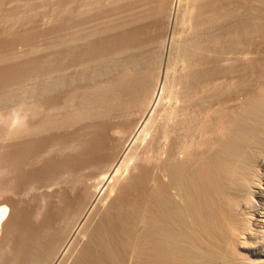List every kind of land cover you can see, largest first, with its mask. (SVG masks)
Returning a JSON list of instances; mask_svg holds the SVG:
<instances>
[{
	"label": "bare ground",
	"instance_id": "obj_1",
	"mask_svg": "<svg viewBox=\"0 0 264 264\" xmlns=\"http://www.w3.org/2000/svg\"><path fill=\"white\" fill-rule=\"evenodd\" d=\"M63 2L64 4L61 10L59 9L61 12L60 25L57 30L51 32L55 36L51 44H45L43 48L40 47L41 49L32 48L29 51V53L31 52L29 56L22 54V56H19L13 51L4 50L2 53L0 52V111L1 108L5 106L7 108L11 103L14 104V129L9 131L8 127L7 130V123L10 119H8V116L6 118L5 115H2L0 117V139L1 142V137L3 136L8 139L9 137L15 139L14 146L10 149V154L7 155L9 152L5 154L7 163L10 162L11 169L13 168L14 171V186H18L28 176L29 173L25 169L26 166L29 168L32 166L35 174L45 178L47 177V170L50 169L48 165L51 161L55 160L54 165L56 163L62 171L59 172L60 174L62 173V177L60 175L62 179L56 175L59 178L58 180L61 179L59 184H57L59 186L57 188L55 187L57 190H54L48 199L46 197L44 198L47 200L43 202L39 210H36L38 212L33 216L35 217L33 218V226L28 231L26 230V233L24 232L25 235L23 237L21 236L22 239L19 237L21 241L19 243L17 242L18 246L16 250L14 251L15 247L9 251L1 249L5 252H1L0 264H73L76 262L75 257L78 249L86 242L87 238L91 235V231L95 227L97 228V225H99V222L103 219L106 212H110L109 206L111 202L113 200L116 201L119 195V200H121V193L124 191L125 184L130 183L133 177H137L131 176V178L130 174L128 175L130 164L132 166L129 170H132V173L138 169L148 167L149 171H147L151 174L150 176L148 173L146 174L149 177L153 176V179L144 185V179L142 181L141 177L140 180L144 183L141 185L144 186L140 192L143 193L140 197L133 198L132 201L130 200V205L125 204L127 206H124V208L128 206L132 207L133 214H131V211V215L127 213V216L128 214L130 216L133 215L135 222L137 221L139 226L141 225V227L145 228L142 229L146 235L145 242L147 250L149 249L155 252L154 254L160 257V261L167 260L169 264H264V159L262 158L263 161H260L261 158L258 159L260 164L258 165V160L256 162L254 154H252L260 146L257 142L263 143L264 145V110L261 105L259 106L262 109L254 105L259 110H263V113L260 112L261 110H256L262 116L258 120L257 117L259 115L257 116L255 113V109L257 108L254 110L252 108L253 111H249L251 114H253L252 112L256 114L253 117L257 116L255 121L250 114H247L251 118L248 117L247 120L250 119L251 123L256 124L254 126L255 128L252 126L250 127L251 131H249V128L244 126V123L247 121L242 119L244 120L243 123L241 120H236L235 115L233 113L231 114V112L227 113V109L229 108L225 109L224 106V99L228 98H224V95L230 91H227L228 88L225 84L226 75L228 73L234 75L243 61L246 64L251 61L249 57L250 50L248 49V53H244L245 56H242L241 52L243 50L241 49L245 47V44L251 43L252 37H255V35L257 37V34L259 35V33L261 34L264 31V0H64ZM26 38L28 40L24 38L23 41H27L29 44L33 43L32 35L31 38L30 36ZM254 39L257 40L256 38ZM260 39L263 41L264 38ZM251 44L253 45V43ZM247 47L250 46L247 45ZM247 47H245L246 50ZM256 47L258 48V46ZM246 50L245 52H247ZM253 53L256 52L253 51ZM257 53H259V50ZM251 57L253 58L252 53ZM251 62L253 63L254 61ZM262 64L264 63L262 62ZM251 65L250 69L256 66L254 63ZM244 71L246 72L247 69ZM249 75L251 76V73ZM234 77L236 76L234 75ZM234 77L233 79L235 80ZM254 79L257 80V78ZM263 80L264 78L259 80V82ZM246 82L248 84L247 80ZM239 84L241 85V82ZM262 84L263 82L259 85L258 89L254 87V89L258 90V93H256L258 97L255 95V98L252 95V97L256 100L258 99V101L260 100V102L262 101L260 98H264L262 94H259L264 91L262 90ZM236 85L238 86V83ZM243 87L245 88V86ZM243 90L240 91L242 92ZM232 94L234 95V93ZM238 94L240 93L238 92ZM238 94L236 93L234 96ZM246 94H248L247 91ZM228 96L232 99L231 94ZM231 99L229 98V100ZM242 101L241 103L246 102ZM260 102L259 104H261ZM262 102H264V99ZM230 104L228 105L231 106ZM243 104L240 106H244ZM236 108L239 107L237 106ZM235 110L238 111L239 109ZM240 110L239 112L242 114H244V111H247L245 109L243 111L242 109L243 112H241ZM252 119L254 122H252ZM226 120L231 122V126H233L232 122L235 120L243 123V126L242 124L238 125L237 122L235 123L237 125H234L235 130L243 138L249 132L251 133L248 136L251 137L253 128L252 136L254 135V138L256 137L257 142L254 141L256 139L252 140L255 144L252 146L256 147L257 144L259 146L256 149L251 147L254 151L250 150L252 151L250 154L254 159L252 163L253 165H258L259 168H262L260 166L263 165L262 173L260 172L261 169H258L259 172H256L259 174L249 178V175H251V172L248 171L250 167L246 164L250 163L251 165L249 166L251 167L255 165H252L251 157L248 154L250 148L247 147V142L250 143L251 141L244 142L247 137L244 140L241 138L242 143H239V146H232L235 149L237 148V153L235 152L236 150H230L231 147L229 144L233 143L232 140L227 144L230 147L229 149L224 148V146V149L222 148L223 150L228 149L230 152L226 154L231 153V156H234V153H236L240 163L243 166L245 164L246 167L244 169L248 168L247 170L245 169L247 172L243 169L244 172H250L247 175L249 176V181L241 184V181L245 177L242 180L238 179V183L241 182L239 183L238 190L241 191V195L243 196H241L240 201H235L238 196H234L236 199L233 200V203H239L238 206L241 212L248 213L245 214V219L242 218L240 222L242 224L240 227L241 232L238 228V220H231L232 217L229 220L227 218L228 216L225 213L223 214V210L226 209L225 207L221 210L220 206L226 205L227 203L225 204L224 202V204L219 205L220 196L223 193L225 195L226 193L231 194L232 188L235 186V182H237L235 180L232 188H229L230 190L232 189L231 192H229V189H227L228 192L223 191V188L228 182L224 180L227 183L223 184L221 179L224 178L220 179L219 177L222 174L221 176L219 174L222 171L224 172L226 165L231 164L228 167L232 169V172L234 171L236 173L232 175V173L228 174V171H225L229 176L231 175L230 177L228 176L229 179L232 178L230 181H233L234 175L238 172L237 170H233L234 164H237V169L240 168V163L234 162V160L230 159L233 157H229L228 155L229 158L226 159L227 161L225 160L227 157L224 156V161L226 162L222 165V161L220 162V160H223L225 152L223 153V150L220 148L218 149L219 151L222 150L223 155L219 156H222V158L219 160L217 153H215L216 151H214L217 157H215V160L218 159L217 162H220L221 164H219L221 166L226 165L224 168H221L220 173L218 172V176L213 171L215 170L213 169V162L215 161L212 159L214 158L212 153L211 157H213H208L213 160L212 164L210 162L199 163L203 160V156H201L202 152H200L201 148H203L202 145L207 144L206 141L209 139L213 141V135L211 136V133L223 130L224 124L225 126L227 125ZM249 125L247 124L246 126L249 127ZM232 130L234 129L232 128ZM225 131L219 133L223 136ZM228 131L230 132V125ZM196 132H199L200 136ZM219 133L218 135H220ZM232 134L233 131L229 135V138ZM235 134L238 137L231 139L235 140V138H238L237 142H240V135L237 132ZM227 135H224L225 138ZM225 138L220 139L224 144L223 139ZM248 139L251 140L250 138ZM135 141L138 143L134 147ZM45 143H51V145H53L52 143H56L59 145L57 147L59 150L53 151L50 149L52 150L50 156L47 155L48 158L46 160L40 156V160H43V162L40 161L41 163L36 164L38 162L35 163L34 160L37 159L39 150ZM208 143L210 142L208 141ZM216 143L220 145L218 142L214 144ZM217 144L216 147H222V144L220 146ZM213 145L208 148L211 152H213V149L211 150V148H214ZM197 149H200L199 152ZM260 149L261 146L256 152L260 153ZM196 151L200 153V160H198L199 164L195 167L193 165L191 166L190 161ZM231 151H234L233 154ZM56 152L61 153L60 158H58L59 156L57 157L59 153L57 154ZM205 153L207 154L208 150ZM205 153H203L204 156H206ZM45 154L43 155L45 156ZM261 154L264 156V153ZM261 154L260 157H262ZM257 157H259V154L255 156V158ZM229 159L234 164L230 161L228 162ZM130 160L132 162L134 160V163L132 164ZM205 160L207 161L206 158ZM193 161H191L193 164H197V161ZM218 163L217 165L215 164V167L219 165ZM218 167L216 168V172L220 168ZM250 169L253 170V168ZM239 170L241 171V169ZM48 171L51 173L50 170ZM142 171L144 172V170ZM238 173L243 174L242 176L246 174L242 173V171ZM240 174L236 175L235 178L237 176V178H240ZM53 175L55 174L53 173ZM225 178L229 180L227 177ZM49 182L47 181L48 186ZM32 185L35 184L33 183ZM229 185L227 186L229 187ZM46 186L42 189L45 190ZM41 187L38 188L41 189ZM235 187L238 188V186ZM32 188L29 191H32ZM135 189H139L138 186ZM33 190L36 189L33 188ZM24 191L26 193L27 190L24 189ZM47 191L51 190L47 188ZM128 191L126 190L125 193ZM234 191L236 190L234 189ZM240 191L238 194H240ZM134 192L137 193L136 191ZM233 193L228 197L230 198ZM22 195L21 197L23 198ZM38 195H41V193ZM134 195L137 196L139 194ZM225 195L224 197L227 202L229 200H227L228 197ZM124 196L127 195L125 194ZM32 197H34L33 194ZM124 203H126L125 200L122 204ZM38 206L36 208H39ZM231 206H234V204ZM130 207L126 210L131 209ZM228 208L226 210L229 211L230 208ZM234 208L231 209L234 211ZM113 210H111L112 213ZM116 211V213L114 211V214L118 216V209ZM119 211L121 210L119 209ZM231 211H226V214L231 213ZM241 212L235 213L234 211L235 214H241ZM120 214L119 216L122 217V214ZM210 214L216 215H213L214 218L216 217L214 219L215 221L218 220L222 223L223 220L224 224H228L226 225L227 229L232 225L233 228L236 227L234 229H226L227 232H225L226 227H222L224 224L221 225L217 221L216 227L214 226L213 217H211L212 220H209L211 223H208ZM230 215L232 216L234 214ZM246 215L250 216L249 221ZM237 216L239 217L238 214ZM237 216L235 217L237 218ZM14 219V207L10 208L8 203H0V227H4L6 231L5 236H7L4 238L9 239V241L11 232L13 231L11 229H14ZM19 220L22 221L21 218ZM103 220L106 221L105 219ZM128 220L133 219L129 217ZM25 222H28V220ZM123 222L127 223L124 220ZM120 223L123 225L122 221ZM110 224L107 226H110ZM212 225L213 228L211 227ZM100 226H103V224H100ZM134 226L133 229L131 228L132 230H135ZM219 226L224 229L220 230L218 228L220 230L219 232L223 236L225 235L224 238L227 241L228 239L231 240V243H224L225 245L229 243V248L230 244L235 241V238L239 237V235H236V229L240 232L238 233L240 237L238 241L236 240L237 243L234 242L233 257H235L233 260H228L232 256L229 253L232 248L231 250L228 248L230 251H227V246H222L223 242L222 245L220 244L221 241L218 242L220 245L217 244L216 240L222 237L221 234L219 236L215 233L218 231L217 227ZM128 227L127 230L130 229ZM113 228L116 227L114 226ZM212 229H215V232ZM229 230H233L232 233H228ZM105 231H102V233L104 232L105 234ZM122 232H120L121 235ZM233 233L235 234L233 235ZM228 234H231L230 238L227 237ZM100 236L102 235L99 234L98 237ZM232 236H236L233 238V242ZM130 237L133 238V236ZM95 238L94 241L98 240V238L96 240ZM142 238L144 239L142 236L140 240H143ZM224 238L220 239L225 241ZM11 240L10 244L13 242L12 238ZM91 240L89 242H92ZM92 243L96 246L95 242ZM141 243L145 244L143 242ZM120 244L124 246L123 244L125 243L122 242ZM120 244L117 245L120 246ZM102 245L104 244L102 243ZM197 245H199V248H197ZM130 246L135 247L134 244ZM146 247H143L142 250L146 249ZM194 247L201 255L199 252H196L197 250ZM222 247H225L224 250L229 253V257L226 255V251H220ZM115 248L117 247L115 246ZM133 248L132 250H134ZM87 249L90 250L89 248ZM108 249L110 250V245ZM135 249H137V246ZM193 249L197 253L196 255L199 254L200 258L192 253ZM142 250L141 253L143 252ZM79 251L82 250L79 249ZM136 252L138 251L135 250L134 253ZM152 252H150V256L153 254ZM142 254L145 255L144 252ZM142 254L139 256L141 257ZM109 255L110 253L107 257H110ZM121 256H118V258ZM226 256L227 258H225ZM132 257H126V259L131 260ZM115 258H117V254ZM142 259L140 260L144 262ZM153 259L152 257L151 260ZM77 261L81 262L79 258ZM111 261L108 260L110 263ZM131 261L134 260L132 259ZM85 262H88V260ZM100 262L102 263L103 260ZM105 263L110 264L106 261ZM163 264L165 263L163 262Z\"/></svg>",
	"mask_w": 264,
	"mask_h": 264
},
{
	"label": "rangeland",
	"instance_id": "obj_2",
	"mask_svg": "<svg viewBox=\"0 0 264 264\" xmlns=\"http://www.w3.org/2000/svg\"><path fill=\"white\" fill-rule=\"evenodd\" d=\"M64 0H0V52L2 53L4 50L5 51H10V52H14V53H16V54H18L19 56H22V55H24V56H29V54L31 53H29V51H31L32 50V48H40V47H44L45 46V44H51V41L53 40V38H55V36H53L54 34L53 33H51L52 31H54V30H57L59 27V25H60V18H61V12H60V10H61V8H62V6H63V4H64V2H63ZM15 9V10H14ZM60 9V10H59ZM107 15H109V14H107ZM58 16H60V17H58ZM55 28V29H54ZM51 30V31H50ZM49 32V33H48ZM52 35H51V34ZM263 33H264V31H262V33L260 34L259 33V35L257 34V37H256V35H255V37H252V39H251V43H253V45L251 44V43H249V44H251V45H249V44H245L244 46L245 47H247V45L248 46H250V47H247V50H246V48L244 47L243 49H241V50H243L242 52H241V55L243 56H245V54L246 53H248V51H249V57H250V60L251 61H254L253 63H254V65H256V66H254V68L256 69H254V68H251L250 69V67L252 66L251 64H253L251 61H249V62H247V64L243 61V63H241V66L239 67V69H241V70H243L244 68V70H246L247 69V71L245 72L244 70V72H245V74H243L244 72L243 71H241V70H237L236 71V73L234 74L236 77H234V75L233 74H227L226 75V78H225V84L227 85V91L228 90H230V91H228L229 92V94H231V96H232V99H231V97L230 96H228L229 94H228V92H226V94L224 95V98L225 97H228L227 99H224V106H225V109L226 108H229V109H227V113H230L231 112V114L233 113L234 115V117L236 118V120H241V122H243L244 120L245 121H247L246 123H244V126L246 127V128H249L248 130L249 131H251V129H250V127H252L253 126V128H255L254 126H256V124H253V123H251V118H250V116H252L253 117V115H256L257 114V116L259 115V113L258 112H256V110L257 111H260L262 108L259 106V105H261L262 107H263V110H264V102H262L263 101V97L262 98H260V95H259V98L260 99H262V101L260 102V100L258 101V99L256 100L255 98V95H256V93H258V87H259V85L263 82V84H262V87H263V89L262 90H264V80L263 81H260L259 82V80H262L263 78H264V70H262L263 68H264V64H262V62L264 63V39H263V41H261L262 39H260V38H264V35H263ZM31 35H32V38H33V43L32 44H29V43H27V41L25 42V41H23V39L25 38V40H28V38H26V37H29L30 36V38H31ZM34 35V36H33ZM261 35V36H260ZM262 35H263V37H262ZM53 36V37H52ZM259 37V38H258ZM20 40H19V39ZM22 38V39H21ZM254 38H256L257 40H255ZM14 40V41H13ZM9 41V42H8ZM254 41H256V42H254ZM259 41V42H258ZM254 43H255V45H254ZM258 45H257V44ZM260 43H261V45H260ZM3 47H2V46ZM44 45V46H43ZM5 46V47H4ZM255 46H258V48L256 47L255 48ZM263 46V47H262ZM8 47H10V49H8ZM243 47V46H242ZM241 47V48H242ZM251 48V49H250ZM41 49V48H40ZM249 49V50H248ZM261 49H263L262 51H261ZM245 50L247 51V52H245ZM258 50H259V53H257L258 52ZM253 51L254 52H256V53H253ZM245 53V54H244ZM251 53H252V56H253V58L251 57ZM263 53V54H262ZM22 54V55H21ZM28 54V55H27ZM256 56H255V55ZM257 54H258V56H257ZM263 56H262V55ZM255 57V58H254ZM247 58H248V54H247ZM256 62V63H255ZM260 62H261V65L263 66V68H261L262 66L260 65ZM259 63V64H258ZM251 66H250V65ZM258 64V65H257ZM248 67H247V66ZM242 66H243V69H242ZM260 66V68H258ZM249 68V69H248ZM254 69V70H253ZM251 70V71H250ZM261 70H262V72H261ZM238 71H240V72H238ZM255 71V72H254ZM241 72H243V73H241ZM259 74H258V73ZM247 73H251V76L249 75V74H247ZM262 73H263V75H262ZM237 74V75H236ZM240 74V75H239ZM242 75H244V76H242ZM258 75V76H257ZM230 76H231V78H230ZM242 76V77H241ZM248 76V78H246ZM253 76H254V78H257V80H255L254 78H253ZM233 77L235 78V80L233 79ZM252 79H251V78ZM230 80H229V79ZM237 78V79H236ZM250 78V79H249ZM260 78H262V79H260ZM228 79V80H227ZM231 79H232V81H231ZM240 81H239V80ZM259 79V80H258ZM233 80H234V82H233ZM243 80V81H242ZM246 80L248 81V84H247V82H246ZM249 80H253V82L255 83L254 85H253V82H251V81H249ZM255 80V81H254ZM231 81V82H230ZM237 81V82H236ZM257 81V82H256ZM228 84H227V83ZM232 83V84H230V83ZM241 82V85L239 84ZM238 83V86L236 85V84ZM244 85H243V84ZM246 84H247V86H246ZM230 85V86H229ZM240 85V86H239ZM253 85V86H252ZM256 85H258V86H256ZM243 86H245V88L243 87ZM252 87V88H251ZM254 87H256L257 89H254ZM231 88H232V92H231ZM235 88V89H234ZM238 88V89H237ZM240 88V89H239ZM244 90H243V89ZM261 88V87H260ZM252 89V90H251ZM254 89V90H253ZM240 90H243L242 92H243V94H242V92L240 91ZM257 92H256V91ZM261 89H259V91H260ZM235 91V92H234ZM246 91H247V93L248 94H246ZM238 92L242 95H240V94H238ZM245 92V93H244ZM260 92H262V91H260ZM232 93H234V95H236V93L240 96V99H239V96L237 95V96H234ZM259 94H262V96H264L263 94H264V91L262 92V93H259ZM244 95V96H243ZM246 95V96H245ZM248 95H249V97H251V99H249V97H248ZM252 95H254V97H252ZM258 95V94H257ZM256 95V96H257ZM233 97H234V99H233ZM247 97H248V99H247ZM258 97V96H257ZM229 98L231 99V100H229ZM237 98V100H235ZM253 98V99H252ZM238 99H239V101H238ZM243 99H245V100H243ZM246 101L245 103L243 102V101ZM248 100V101H247ZM250 100V101H249ZM253 100V101H252ZM231 103H229V102ZM237 101V102H236ZM241 101L244 103H241ZM228 102V103H227ZM250 102V103H249ZM252 102V103H251ZM255 102V103H254ZM259 102L261 103V104H259ZM240 105H244V106H240ZM228 104H230L231 106H229ZM232 104L234 105L233 107H232ZM236 104H237V106L239 107V108H236L237 106H236ZM246 104V105H245ZM251 104V105H250ZM13 105V106H12ZM211 105H213V104H211ZM250 105V106H249ZM254 105L255 106H257L258 108H261L260 110L257 108V107H254ZM236 106V107H235ZM246 106V107H245ZM9 107H11V108H9ZM241 107V108H240ZM245 107V108H244ZM247 107H249V108H247ZM252 108H253V110L255 109V108H257V109H255V113L256 114H254V112H252L253 114H251V112H249L250 110H252ZM3 109V110H2ZM7 109V110H6ZM235 109H241L240 111L241 112H243L244 111V109L245 110H247V111H244V114H242V113H240L239 112V110L237 111V110H235ZM242 109H243V111H242ZM229 110V111H228ZM234 110V111H233ZM252 110V111H253ZM263 110H261L260 112H262ZM2 111V112H1ZM1 111H0V113H2L1 114V116L0 117H2V115L4 116H6V118H7V116H8V119H10V120H8V123H7V130H8V127H9V131L12 129H14V104L13 103H11V105H8L7 106V108H6V106L4 107V108H1ZM4 111V112H3ZM237 112V113H236ZM247 112V113H246ZM4 113V114H3ZM238 113H240V114H238ZM245 113H246V115L248 114H250V116H248L247 115V117H245L246 115H245ZM263 113V112H262ZM241 114H242V116H244V117H242L241 116ZM237 115H238V117H240V118H238L237 117ZM240 115V116H239ZM257 116H254L253 117V119L255 120V118L257 117ZM261 115H259L258 117H257V120H258V118L260 117ZM248 117L250 118L249 120H247L248 119ZM262 117V116H261ZM3 118H5V117H3ZM242 119H244V120H242ZM253 119H252V122H254L253 121ZM233 121L232 122V125L233 126H231V122L230 121H225L226 122V124L228 125V127H229V125H230V132L228 131V127L226 128V126H225V124H224V127H223V130H221V131H219L220 133L223 131H227V132H229V133H227L226 131H225V134H223V136L225 135H227V137L225 138V136L223 137L222 136V134H220L219 132H217V134H216V132H213V133H211V136L213 137L212 138V140L213 141H211V139H209L208 141L210 142V143H208V141H206L207 142V144L205 143V145L203 146L202 145V147L203 148H201V150H200V152H202V154H201V156H203V160H205V158L207 159V161L205 160V161H203L202 159V161L201 162H199L198 160H200V158H199V155H200V153H198L199 152V150L197 149V151H196V153H195V157L193 156V158H192V160H194L195 161V159H196V163L197 164H193L191 161H190V164H191V166L193 165V166H195L196 167V165H198L199 163H204V162H210V164H212V162H213V160L215 161V162H213V165H214V167H213V169H215V170H213L214 172H215V174L218 176V172L220 173V171H221V168L223 167H225V165L224 166H221L220 164L222 163V165H223V163H225L227 160L226 159H228L229 157H233V158H230V159H232V160H234V162H239L240 163V160H239V158L236 156V153H237V148L235 149V147H232L233 145L234 146H239L240 144L239 143H242L241 141V138H243L242 137V135H240L239 134V132L237 131V130H235L236 128H235V126L234 125H240V124H242V126H243V123H239L240 121ZM256 121V120H255ZM12 122H13V124H12ZM237 122V124H235ZM229 123V124H228ZM251 125V124H253V125H249V127L248 126H246V125ZM257 124H259V123H257ZM225 128V129H224ZM232 128L234 129V130H232ZM253 128H252V134H253ZM11 130V131H12ZM233 131V134L230 136V138H229V135L232 133V131ZM222 132V133H223ZM238 133L240 136V142H237L238 141V138H235V140L234 139H231V138H234V137H238L235 133ZM195 133V132H194ZM218 133L222 136H220V135H218ZM250 133L251 132H249L248 133V135H250ZM196 134H198V136H200V134H199V132L197 133L196 132ZM195 134V136L196 137H198L197 135ZM215 134V135H214ZM252 134H251V137L250 136H248V135H246L244 138H243V140L246 138V139H248V138H250L251 140H244V142H246V141H251L250 143L249 142H247V147L248 148H250L249 149V151L250 150H252L253 151V149H251V147L253 148H257V146H259L258 144H260V146H261V149H260V153H257L256 152V150L257 149H259L260 148V146L255 150V152L254 153H252V151H250V152H248V154L250 155L249 157H251V163L252 162H254V159L256 160V162H257V160L258 159H260V161L262 160L263 161V159H264V156H263V154H261V153H264L263 152V150H264V148H263V143H260V142H257V139H256V137L254 138V135L252 136ZM217 135V136H216ZM234 135H236V136H234ZM211 136H210V138H211ZM216 136V137H215ZM221 138H220V137ZM233 136V137H232ZM218 137H219V139H218ZM2 138V142H1V139H0V203H8L9 205H10V208L11 207H14V217H15V219H14V229H11V230H13L12 232H11V238L13 239V242H11V244H10V241H12L11 240V238H10V241H9V239L7 240V239H5L7 236H5L6 235V231H5V229H4V227H0V256H1V252H5L6 250H13V248L15 247V249H14V251L16 250V248H17V246H18V243L21 241V236L23 237L24 235H25V233L29 230V228L31 227V226H33V223H34V219L33 218H35V217H33V216H35L36 214H37V212L38 211H36V210H39L40 209V206H42L43 205V202L45 201V200H47L49 197H50V195H51V193H53L54 192V190L56 191L57 189V187L59 186V185H57V184H59V182H60V180L62 179L61 177H62V173L60 174L59 172H62L61 171V169L59 168V166L55 163V165H54V162H55V160L54 161H51V163L48 165L49 166V168L50 169H48V170H50V172L52 173H49V171L47 170V177L49 176V178L47 179V177H41L40 175H38V174H35V172H34V170H33V168H32V166H30L31 168H29L28 166H26L27 168H29V169H27L26 167H25V169H26V171L29 173H27L28 174V176L18 185V186H14V182H15V177H14V171H13V168L11 169V164H10V162H8L7 163V161H6V155L5 154H7L8 152V154L7 155H9L10 154V149L14 146V142H15V139L14 138H10L9 137V139L8 138H6V137H1ZM217 138V139H216ZM222 138H225V139H223V141L225 142V144L224 143H222L221 141L222 140H220V139H222ZM254 139H256V140H254ZM231 140H232V142L233 143H231V144H229L230 142H231ZM235 141V143H234V141ZM252 140H254V141H256L257 143V145H256V147L255 146H252L253 144H254V142L252 141ZM143 141H145V140H143ZM221 143H220V142ZM213 142V143H212ZM215 142H218L222 147H216V144H214ZM228 142V143H227ZM253 142V143H252ZM136 143H138L137 141H135V143H134V147L137 145ZM11 144V145H10ZM13 144V145H12ZM53 145H51V143H49V144H46L45 143V145H43L41 148H40V150H39V153H38V157H37V159H35L34 160V162L36 163V162H38V163H36V164H39V163H41L40 161H42L43 162V160H40V156H41V158L42 159H44L45 158V160L48 158L47 157V155L48 156H50V152L53 150H56V151H58L59 149L57 148V147H59V145H57L56 143H52ZM136 144V145H135ZM143 144V143H142ZM209 144H210V146H209ZM214 144V145H213ZM227 144H229L230 145V147H228L227 146ZM239 144V145H238ZM249 144H250V146H249ZM55 145V146H54ZM211 145H213L214 146V148H211V150L213 149V152H211L210 151V149H208L209 147H211ZM218 145V144H217ZM220 145H218V146H220ZM255 145V144H254ZM51 146V147H50ZM208 146V147H207ZM212 146V147H213ZM223 146H224V148H230V150H236L235 152L236 153H234V156L232 155L231 156V153H229V154H226L227 152H230L228 149H226V150H223L224 148H223ZM226 146V147H225ZM236 146V147H237ZM45 147V148H44ZM216 147V148H215ZM57 148V149H56ZM207 148V149H206ZM218 148H220V149H222V150H220L219 151V149ZM232 148H234V149H232ZM247 148V149H248ZM262 148H263V150H262ZM49 149V150H48ZM50 149H52V150H50ZM206 149V150H205ZM246 149V150H247ZM9 150V151H8ZM41 150H44V151H41ZM207 150H208V153L206 154L205 153V151L207 152ZM219 152H218V151ZM41 151V152H40ZM47 151V153L45 154V152ZM48 151H49V153H48ZM214 151H216L215 153H217V157L219 158V160H220V158H222V156H219V155H223V153H224V155H223V160L221 159L220 160V164L217 162L218 161V159L217 160H215V155L216 154H214ZM223 153H222V152ZM233 151V152H234ZM248 151V150H247ZM232 152V151H231ZM233 152H232V154H233ZM40 153H42V154H40ZM57 153V152H56ZM59 153V154H58ZM57 154V157L58 158H60V152H58ZM203 153H205V155L206 156H204V154ZM213 154V156H214V158H212L211 157V155ZM220 153V154H219ZM250 153H252V154H254V159L252 158V155L250 154ZM40 154V155H39ZM43 154H45V156L43 155ZM208 154H210V155H208ZM226 154V155H225ZM256 154V155H255ZM258 154H259V157H257V158H255V156H258ZM260 154L262 155V157H260ZM208 155V156H207ZM228 155H229V157H228ZM224 156H226L227 158H225ZM205 157V158H204ZM208 157H210V158H212L213 160H211L210 158H208ZM216 157V158H217ZM234 157H236V158H234ZM5 158V159H4ZM57 158V159H58ZM224 158H225V160L226 161H224ZM263 158V159H262ZM3 159V160H2ZM228 160V162L230 161L232 164H234L233 163V161L232 160ZM253 159V160H252ZM2 160V161H1ZM39 160V161H38ZM208 160H211V161H208ZM237 160V161H236ZM193 161V162H194ZM5 162V163H4ZM53 162V163H52ZM130 162L133 164L134 163V160H133V162H132V160H130ZM130 162H129V164H130ZM199 162V163H198ZM219 164L218 166L220 167H218V166H216L215 167V164L217 165V163ZM227 162V163H228ZM238 163V164H239ZM258 165H260L259 164V160H258ZM209 164V165H210ZM229 164V163H228ZM50 165H52V167H50ZM146 165V164H145ZM246 165H248V167H250V168H253V170L252 169H250L249 168V170L248 171H250V172H248V173H250L251 175H249L248 173H246L247 171V169L248 168H245L244 169V167H246L245 166V164H244V166H243V164H241L240 163V168H237L236 169V166H237V164L235 163L234 164V167H233V165H232V167H233V170H237L238 172H241L242 171V173H246L245 174V176H242L240 173H238L237 172V174L236 175H238V174H240L241 175V177L240 178H235V176L236 175H234V177H233V181H230V180H232V178L231 179H229V177L231 176H229L228 174H231L232 173V175H233V173H236V172H232V169L231 168H229L228 166H231V164L230 165H226V167L228 168H226L225 167V169H224V172L222 171L219 175L221 176V174H222V176L221 177H219L220 179L221 178H224V179H221V181H223V184H226L227 182L230 184L231 182V186L227 183V185H229V187L226 185H223V186H225L224 188H223V191H226V192H228L227 191V189H229V188H232V186H233V182H235V180H237V182H235V186H238V188H236L235 186L231 189L232 190V192H231V190L229 191V192H231V194L233 193V195L232 196H230V198L232 197V199H230L228 196L229 195H231L230 193L228 194V193H226V195H225V193H223V195H221L220 196V199H219V205H222V204H224V202H225V204L227 203L228 204V202L231 200V202H229V204H228V206H227V204L226 205H222V206H220L221 207V210H223L224 209V207L227 209V207H229L228 209H229V211L228 210H226L227 212H230L233 208H234V206H237V207H235V208H237L236 210H235V208H234V211H235V213L236 212H241L240 210V208H239V206H238V202H234L233 203V200H235L236 198H234V196L235 197H237V199L235 200V201H240V199H241V196H243V195H241V191L240 190H238L239 189V183H241V184H243V182H247V181H249V179H248V177L249 178H251V177H253V176H255L256 174H259V173H257V172H259L258 171V169H261V173L263 172V165H261L260 167H262V168H259V166L258 165H255L256 167H258V168H256L254 165H253V163H252V165L255 167H251V166H249V165H251L250 163H248V164H246ZM131 164H130V166H129V169L131 168ZM147 166V165H146ZM190 166V167H191ZM238 166V167H239ZM241 166H243L242 168H241ZM13 167V166H12ZM58 167V168H57ZM195 167H193V168H195ZM219 168V170L216 172V168ZM6 168V169H5ZM54 168H55V170H56V172H55V170H54ZM192 168V167H191ZM128 169V175L130 174V177L132 176H137V177H131L132 179L130 180V183L128 182V184H125V186H124V191L121 193V195H122V197H121V200H119L120 199V195L118 196V198H116V201L115 200H113L112 202H111V205L113 206H109V211L110 212H106V214L104 215V217H103V219H105L106 221H104L103 219L99 222V225H97V228L95 227L92 231H91V235L87 238V240H86V242L82 245V247H80L79 249L80 250H82V251H79V249H78V251H77V253H76V257L79 255V257H75V261L76 262H74L73 264H75V263H77V264H79V263H81V264H90V263H93V264H98V262H99V264H102V263H105V261L107 262V263H110V262H108V260L109 261H111V263L110 264H155V263H157V262H160V263H157V264H163V262L165 263V264H169L168 262L169 261H164V260H162V261H160L159 259H160V257H158V256H156L154 253L155 252H152V250L150 251L149 249V251L150 252H152L151 254V256H150V252L147 250V247H146V239H145V237H146V235L144 234V230L143 229H145V228H143V227H141V225L139 226V224H138V222L136 221L135 222V219L133 218L134 216L132 215V216H130L131 214H133V209H132V207H130V206H128L127 208H131V209H128V210H126L127 208H124V206L126 207L127 205H125V204H129L132 200H133V198L135 199L136 197H140L141 196V194L143 193H141L140 191H141V189L143 190V186L144 185H146V183L149 181L150 182V180L152 181V179H153V176H151V177H149L150 176V174L151 173H148V171H149V169H148V167L147 168H141V169H138L137 171H133V173H132V170H129ZM145 169H146V172H145ZM229 169H230V173H229ZM239 169H241V171L239 170ZM246 171V172H244V170ZM139 170H144V172L142 171H139ZM148 170V171H147ZM223 170V169H222ZM228 171V174L226 173V171ZM13 171V172H12ZM253 171V172H252ZM257 171V172H256ZM31 172V173H30ZM59 174H58V173ZM130 172V173H129ZM135 172V173H134ZM53 173L55 174V175H53ZM139 173H140V175H139ZM142 173V174H141ZM146 173H148V175L146 174ZM227 174V176H225L226 174ZM255 173V174H254ZM33 174H34V176H33ZM49 174V175H48ZM126 174H127V172H126ZM224 174V175H223ZM38 175V176H37ZM51 175H53V176H51ZM58 177H60V175H61V179L60 180H58L59 178H57V176ZM143 175V176H142ZM247 175H249V176H247ZM40 176V177H39ZM55 176V177H54ZM145 176V177H144ZM146 176H148V177H146ZM227 177L229 180H227L225 177ZM229 176V177H228ZM247 176V177H246ZM51 177V178H50ZM54 177V178H53ZM142 177V178H141ZM243 177H245L244 178V180L243 181H241V182H239L238 183V181L241 179L242 180V178ZM13 178V179H12ZM55 179V180H53V179ZM140 178L142 179V181H143V179H144V183H142V181L140 180ZM39 179H41V180H39ZM45 179V180H44ZM52 179V180H51ZM239 179V180H238ZM49 180H51L50 182H49ZM133 180V181H132ZM147 180V181H146ZM224 180L225 181H227L226 183L224 182ZM246 180V181H245ZM26 183H25V182ZM29 183H28V182ZM32 181H35V182H32ZM47 181L49 182V186H48V184H47ZM58 181V182H57ZM141 181V182H140ZM146 181V182H145ZM26 184H24V183ZM32 182V183H31ZM35 184V185H32V184ZM50 183H51V185H50ZM54 183H56V184H54ZM141 185V184H144V185H139V184ZM28 184V185H27ZM134 184H136L135 186H134ZM238 184V185H237ZM21 185V186H20ZM24 185V186H23ZM30 185H32V186H30ZM42 187H41V186ZM46 186V188H45V190H43L42 188H44V186ZM55 185V186H54ZM57 185V186H56ZM20 186V187H19ZM28 186V187H27ZM34 186V187H33ZM36 186V187H35ZM54 186V188H52ZM136 186H138V188L140 189H135L136 188ZM140 186V187H139ZM26 187H27V189H26ZM33 187L34 189H36V190H33V188H32V191H29V190H31V188ZM38 187H41V189L40 188H38ZM56 187V188H55ZM126 187V188H125ZM135 187V188H134ZM20 188V189H19ZM28 188H30V189H28ZM47 188L49 189V190H51V191H47L46 192V190H47ZM129 188V189H128ZM133 188V189H132ZM7 189V190H6ZM24 189L25 190H27V191H29V193H31V194H29V193H27V191H26V193H25V191H24ZM39 191H38V190ZM234 189L236 190V191H234ZM14 190V191H13ZM16 190V191H15ZM19 190H20V192H19ZM128 191V192H126L125 193V191ZM136 191L137 193H135L134 191ZM22 191V192H21ZM37 191H38V193H37ZM46 193V194H48L47 196H45L44 195V192ZM239 191H240V194H238L239 193ZM19 192V193H18ZM42 192H43V194H42ZM134 192V193H133ZM236 192V193H235ZM39 193H41V195H38ZM131 193V194H130ZM132 193H133V195H132ZM15 194V195H14ZM23 194V195H22ZM28 194V195H27ZM32 194H33V196L34 197H32ZM127 195V196H124V195ZM134 194H139V195H137V196H135ZM228 194V195H227ZM234 194H236V195H234ZM21 195L23 196V198L21 197ZM27 195V196H26ZM30 195V196H29ZM36 195V196H35ZM43 195V196H42ZM224 195L226 196V197H228L227 198V200H229V201H227L226 202V198L224 197ZM25 196V197H24ZM38 196H40V197H38ZM135 196V197H134ZM223 196V197H222ZM10 197V198H9ZM28 197V198H27ZM35 197H36V200H35ZM39 199H38V198ZM43 197V198H42ZM47 198V199H44V198ZM126 199H125V198ZM127 197H128V199H127ZM1 198H3V199H1ZM20 198V199H19ZM26 198V199H25ZM32 198H33V200H32ZM124 198V199H123ZM132 198V199H131ZM222 198V199H221ZM239 198V199H238ZM6 199V200H5ZM15 199V200H14ZM27 199H28V201H27ZM44 199V200H43ZM123 199V200H122ZM251 199H252V197H251ZM35 200V201H34ZM117 200H119L118 202H117ZM124 200L126 201V203H124V204H122L123 202H124ZM131 200V201H130ZM2 201V202H1ZM5 201V202H4ZM30 201H32V202H30ZM39 201V202H38ZM41 201V202H40ZM121 201H123V202H121ZM34 202V203H33ZM121 202V203H120ZM13 203H15V204H13ZM19 203V204H18ZM27 203H29V204H27ZM37 203H39V204H37ZM117 203V204H116ZM230 203H231V205L232 204H234V206H231L230 205ZM115 206H114V205ZM123 206H122V205ZM237 204V205H236ZM19 205V206H18ZM22 205V206H21ZM30 205V206H29ZM35 206V208H34V206ZM39 205V206H38ZM118 205V206H117ZM120 205V206H119ZM130 205V204H129ZM20 206H21V209H20ZM39 207V208H36V207ZM122 206V207H121ZM231 206V207H230ZM23 207V208H22ZM120 207V208H119ZM25 208H27V209H25ZM110 208H115L114 210L113 209H111V210H113V213H112V211L110 210ZM122 208V209H121ZM232 208V209H231ZM19 209V210H18ZM25 209V210H24ZM116 209H118V216H116L115 214H114V211H115V213L117 212L116 211ZM119 209L122 211H119ZM23 212H22V211ZM34 210V211H33ZM123 210H125V211H123ZM225 210H223L222 212H223V214L225 213V215L226 216H228L227 218L229 219V218H231L232 217V219L231 220H238L237 222L240 224H238V228H239V231L241 232V220H242V218L243 219H245L244 218V216H245V214H248L247 212L246 213H244V212H241V214L240 213H237L238 215H239V217L237 216V214H235L234 213V211H233V213H232V211H231V213H229V214H226V211ZM239 210V211H238ZM18 213H17V212ZM20 211V212H19ZM33 211V212H32ZM128 211V212H127ZM131 211H132V213H131ZM30 212V213H29ZM24 213V214H23ZM27 213V214H26ZM34 213V214H33ZM110 213V214H109ZM112 213V214H111ZM122 214V217L121 216H119V214ZM123 213H124V216H123ZM127 213H131L130 215L128 214V216H127ZM212 213V212H211ZM22 214V215H21ZM32 215V216H30V215ZM120 214V215H121ZM126 214V215H125ZM230 214H234L235 216H237V218L234 216V215H230ZM16 215V216H15ZM212 214H210V217L208 218V223H211V221L209 222V220H212V218L211 217H213V215L211 216ZM240 215H242L241 217H240ZM250 215V214H249ZM249 215H246V217L248 216V221L250 220V216ZM23 216V217H22ZM125 216H126V218H125ZM214 216H216V215H214ZM234 216V217H233ZM25 217H26V219H25ZM28 217V218H27ZM31 219H30V218ZM109 217V218H108ZM116 217V218H115ZM118 217V218H117ZM129 217H130V219H133V220H128L129 219ZM16 218H17V220H16ZM21 218V220L23 221H20L19 219ZM113 220H112V219ZM216 218V217H215ZM214 217H213V220L215 219ZM226 218V219H227ZM239 218H241L240 220H239ZM24 219H25V221H27L28 220V222H25L24 221ZM110 219H111V222H110ZM115 219H117V220H115ZM219 219V218H218ZM15 220H16V222H15ZM120 220V221H119ZM123 220L124 221H127V223L126 222H123ZM222 220V219H221ZM230 220V219H229ZM18 221V222H17ZM29 221H30V223H29ZM104 221V222H103ZM108 221V222H107ZM114 221H115V223H114ZM122 221V223H123V225L120 223ZM218 221V220H217ZM215 221L214 220V226L216 225V223H218L219 222V224H224L223 222V220H222V223H221V221ZM26 224H25V223ZM118 222V223H117ZM128 222H130V223H128ZM213 222V221H212ZM106 223H111L110 224V226L112 227H110V226H107L106 225ZM134 223H135V226H134ZM138 224V226H137V224ZM235 223V222H234ZM23 224V225H22ZM32 224V225H31ZM100 224H103V226H100ZM114 224V225H113ZM117 224V225H116ZM121 224V226H119ZM125 224V225H124ZM129 224V225H128ZM213 224V223H212ZM113 225V226H112ZM129 227H128V226ZM218 225V224H217ZM225 225V226H224ZM224 225H222V227L224 228V227H226L225 228V230L221 227V226H219V227H217V232H215V229H212V230H214L213 232H215L217 235H219L220 236V230H224L225 232H227L226 231V229H227V226L226 225H228V224H224ZM229 225H231V224H229ZM23 226H26V227H24L23 228ZM100 226V227H99ZM116 227V228H113V227ZM123 226V227H122ZM128 227V229L129 230H127V227ZM132 226V227H131ZM133 226L135 227L134 229L136 230H132L133 229ZM136 227H137V229H136ZM212 228H213V225L211 226ZM216 227V226H215ZM221 227V228H220ZM236 227V226H235ZM234 227V228H235ZM28 228V229H27ZM99 228H100V230H99ZM122 228V229H121ZM132 228V229H131ZM140 228H141V230H140ZM143 228V229H142ZM220 230H219V229ZM232 229L233 228V225L231 226V227H228V229ZM233 228V229H234ZM106 229H108V230H105ZM112 229H114V230H112ZM211 229V228H210ZM227 229V230H228ZM10 230V231H11ZM25 230V231H24ZM27 230V231H26ZM97 230V231H96ZM115 230H117V231H115ZM120 230V231H119ZM122 230H123V232H122ZM126 230V231H125ZM130 230H131V232H130ZM137 230H139V231H137ZM22 231V232H21ZM102 231H105L106 233L104 234V232L102 233ZM107 231H109V233H107ZM133 231H135L136 232V234H135V232H133ZM143 231V232H142ZM232 231L233 230H229V232L228 233H232ZM236 235L238 236L239 235V237H240V234H238V233H240L239 231H238V229H236ZM19 232V233H18ZM25 232V233H24ZM94 232V233H93ZM101 232V233H100ZM120 232H122V235H121V233ZM127 232V233H126ZM131 234H130V233ZM133 232V233H132ZM139 234H138V233ZM141 232V233H140ZM120 233V234H119ZM126 235H125V234ZM223 234H224V232H222ZM14 234V235H13ZM99 236V234H101L102 236H100V237H98L97 235ZM116 234V235H115ZM124 234V235H123ZM128 234H130V235H128ZM235 233H233V235H234ZM13 235V236H12ZM106 237H105V236ZM114 236V238H112L113 236ZM117 235H121L120 236V238H122L121 240H119L120 238H119V236L117 237ZM144 237V241L143 240H140V238L142 237V236ZM145 235V236H144ZM222 235V234H221ZM109 236H111V237H109ZM130 236H133V238L132 237H130ZM139 236V237H138ZM230 236H231V234H228L227 235V237L228 238H230ZM5 237V238H4ZM21 239H20V238ZM98 238V240H96V238ZM129 237V238H128ZM139 238V240H138V238ZM225 237V235L223 236L222 235V237H219V239H217L216 241H217V244H219L218 242H220V244L222 245V242H223V245L222 246H224L227 242H230L231 243V240L230 239H228V241L224 238ZM226 237V238H227ZM234 237H236V236H234ZM233 236H232V242L234 241V238ZM238 237V238H239ZM91 238H92V240H91ZM94 238H95V240L96 241H94ZM99 238H100V240H99ZM103 238H109V239H103ZM132 238V239H131ZM137 238V239H136ZM220 238H224L225 239V241L224 240H221ZM237 238V237H236ZM235 238V243H237L236 242V240L238 241V238L236 239ZM91 240L92 242H95L96 243V246L92 243V242H89V240ZM103 239V240H102ZM118 239V240H117ZM129 239V240H128ZM135 239V240H134ZM18 240V241H17ZM114 240H116L115 242H114ZM123 240V241H122ZM128 242H127V241ZM136 240H138L137 242H135ZM199 240V239H198ZM5 241V242H4ZM88 241V242H87ZM119 241H120V243H125V244H123L124 246H125V248L123 249V247L124 246H121L122 244H120L119 243ZM125 241V242H124ZM143 242V243H145V244H142L141 242ZM7 242H9V243H7ZM16 242V243H15ZM18 242V243H17ZM99 242V243H98ZM107 242V243H106ZM108 242H109V244H108ZM139 242V243H138ZM199 242V241H198ZM226 242V243H225ZM232 243V244H230V248L228 247L229 245V243L227 244V245H225V246H227L226 248H227V251H230L231 250V248H232V250L229 252L230 254H232V256L230 257V258H228V260L229 259H232L233 260V258L235 257H233V255H234V244L235 243ZM87 243V244H86ZM104 244V245H102L101 246V244ZM105 243H106V245H105ZM111 243V244H110ZM129 243V244H128ZM225 243V244H224ZM86 244V245H85ZM97 244H98V247H97ZM117 244H120V246L119 245H117ZM135 245V247L133 248V246L131 247L130 245ZM219 244V245H220ZM16 245V246H15ZM109 245H110V250L108 249L109 248ZM145 245V246H144ZM8 246V247H7ZM107 246H108V248H107ZM113 247V249H112V247ZM115 246L117 247V248H115ZM136 246H137V249H135L136 248ZM199 245H197V248H199L198 247ZM12 247V248H11ZM93 247V248H92ZM100 247V248H99ZM119 247H121L120 249H118ZM128 247V248H127ZM129 247H131V248H129ZM140 247V249L142 250V248L144 247H146V249H144V250H147V251H144V250H142L143 252H144V254L145 255H143L142 253H141V250L139 251L138 250V248ZM82 248V249H81ZM87 248H89L90 250H88ZM97 248H99V249H97ZM103 248V249H102ZM105 248V249H104ZM115 248V249H114ZM132 248L134 249V250H132ZM230 250H229V249ZM5 250V251H2V250ZM84 249H85V251H84ZM95 251H94V250ZM101 249V250H100ZM106 249H107V252H106ZM130 249V250H129ZM194 249H196L195 247H194ZM193 249V251H192V253H194L195 254V256H198L199 257V254H200V252L197 250L196 252H199V254L198 255H196L197 253L195 252V250ZM225 249V247H222V249H220V251L222 252V250H224ZM97 250V251H96ZM119 250V251H118ZM126 250V251H125ZM129 250V252H127ZM133 251V253H132V251ZM135 250H137L138 252H136V253H134L135 252ZM84 251V252H83ZM108 251H113V253L111 254V252H109L110 253V257H107V255L109 254L108 253ZM118 251V252H117ZM123 251H124V253H123ZM224 251H226V250H224ZM223 251V253H225ZM227 251H226V253H227ZM81 252V253H80ZM83 252V253H82ZM85 252H87V253H85ZM108 253L107 255H106V253ZM115 252V253H114ZM120 252V253H119ZM126 252V253H125ZM140 252V253H139ZM146 252H147V256H146ZM233 252V253H232ZM80 253V254H79ZM118 253H119V255H118ZM128 253H131V254H129L128 255ZM158 253V252H157ZM191 253V254H192ZM225 253V254H226ZM229 253H227L226 255L228 256L229 255ZM78 254V255H77ZM89 254V255H88ZM116 254H117V258H115V256H116ZM133 254V255H132ZM142 254V256H144V257H140L139 255H141ZM148 254H149V256H148ZM83 255V256H82ZM84 255H85V257H84ZM100 255V256H99ZM113 255H115L114 256V260L113 259H111L112 258V256ZM122 255V256H121ZM128 258H130V257H132L131 258V260L133 259L134 261H131L130 259L128 260V259H126V257ZM158 255V254H157ZM201 255V254H200ZM104 256V257H103ZM118 256H121V257H119L118 258ZM155 256V257H154ZM227 256L225 257V258H227ZM81 257H83L82 259H81ZM95 257V258H94ZM107 257V258H106ZM125 257V258H124ZM139 257V258H138ZM152 257L155 259V261H153V260H151L152 259ZM201 257H203V256H201ZM229 257V256H228ZM79 258V260H81V262L80 261H77V259ZM86 260H85V259ZM102 258V259H101ZM111 260H110V259ZM121 258V259H120ZM123 258V259H122ZM143 258V259H142ZM149 258H151V259H149ZM157 258H158V261H157ZM200 258V257H199ZM204 258V257H203ZM203 258H201V259H203ZM97 259V260H96ZM119 259V260H118ZM126 261H125V260ZM136 259H138V260H140V259H142V260H144V262L143 261H138V260H136ZM147 259V260H146ZM162 259V258H161ZM83 260H84V262H83ZM88 260V262H90V263H88V262H85V261H87ZM99 260V261H98ZM101 260H103V262L101 263L100 261ZM105 260V261H104ZM115 260H116V262H115ZM121 260H123V261H121ZM128 260V261H127ZM151 260V261H150ZM124 261H125V263H124ZM231 261V260H230ZM128 262V263H127ZM129 262H131V263H129ZM138 262H140V263H138ZM142 262V263H141ZM106 264V263H105Z\"/></svg>",
	"mask_w": 264,
	"mask_h": 264
}]
</instances>
